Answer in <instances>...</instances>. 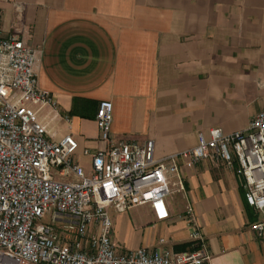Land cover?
I'll use <instances>...</instances> for the list:
<instances>
[{
    "label": "crops",
    "instance_id": "0c3cea01",
    "mask_svg": "<svg viewBox=\"0 0 264 264\" xmlns=\"http://www.w3.org/2000/svg\"><path fill=\"white\" fill-rule=\"evenodd\" d=\"M0 9L4 32L19 28L39 51L38 85L56 101L39 120L54 140L72 134L78 153L106 147L95 121L102 100L113 105V137L152 141L157 159L214 128L242 131L264 111V0H0ZM81 162L89 172L90 157ZM181 172L186 192L166 199L169 219L157 221L148 204L109 210L119 249L191 251L180 217L190 205L207 242L204 264H264L236 163L210 158Z\"/></svg>",
    "mask_w": 264,
    "mask_h": 264
},
{
    "label": "built area",
    "instance_id": "2783aa9c",
    "mask_svg": "<svg viewBox=\"0 0 264 264\" xmlns=\"http://www.w3.org/2000/svg\"><path fill=\"white\" fill-rule=\"evenodd\" d=\"M1 20L0 9V264H204L207 242L190 205L180 217L193 249L178 253L119 249L109 210L148 204L157 221L169 219L166 199L186 192L181 165L210 158L229 168L236 163L256 215L249 228L264 239V111L242 131L214 128L195 146L157 159L152 141L113 137V105L102 100L95 121L106 147L78 153L72 134L54 140L39 120V111L56 110V101L38 85V49L23 42L17 27L4 32ZM82 156L90 157L89 172Z\"/></svg>",
    "mask_w": 264,
    "mask_h": 264
},
{
    "label": "rangeland",
    "instance_id": "374dc122",
    "mask_svg": "<svg viewBox=\"0 0 264 264\" xmlns=\"http://www.w3.org/2000/svg\"><path fill=\"white\" fill-rule=\"evenodd\" d=\"M142 208L138 207V208H134L132 211L137 213L138 211H141ZM111 219H113V215L111 214Z\"/></svg>",
    "mask_w": 264,
    "mask_h": 264
}]
</instances>
